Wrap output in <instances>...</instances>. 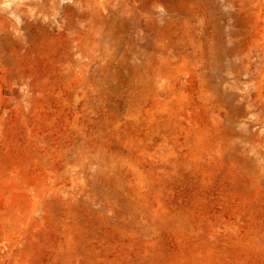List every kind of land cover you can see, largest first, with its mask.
<instances>
[{"label":"rangeland","instance_id":"374dc122","mask_svg":"<svg viewBox=\"0 0 264 264\" xmlns=\"http://www.w3.org/2000/svg\"><path fill=\"white\" fill-rule=\"evenodd\" d=\"M0 264H264V0H0Z\"/></svg>","mask_w":264,"mask_h":264},{"label":"bare ground","instance_id":"6f19581e","mask_svg":"<svg viewBox=\"0 0 264 264\" xmlns=\"http://www.w3.org/2000/svg\"><path fill=\"white\" fill-rule=\"evenodd\" d=\"M36 1H37V0H36ZM7 9H8V6L5 4L4 7L2 8V10L6 12Z\"/></svg>","mask_w":264,"mask_h":264}]
</instances>
